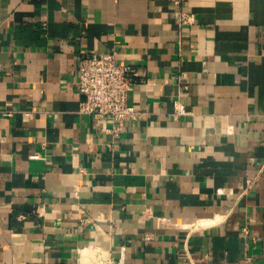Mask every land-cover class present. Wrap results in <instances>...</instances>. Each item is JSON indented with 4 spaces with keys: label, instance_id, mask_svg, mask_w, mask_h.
Instances as JSON below:
<instances>
[{
    "label": "crops",
    "instance_id": "0c3cea01",
    "mask_svg": "<svg viewBox=\"0 0 264 264\" xmlns=\"http://www.w3.org/2000/svg\"><path fill=\"white\" fill-rule=\"evenodd\" d=\"M184 9L0 0V264H264V0ZM109 50L138 73L117 132L78 111Z\"/></svg>",
    "mask_w": 264,
    "mask_h": 264
},
{
    "label": "built area",
    "instance_id": "2783aa9c",
    "mask_svg": "<svg viewBox=\"0 0 264 264\" xmlns=\"http://www.w3.org/2000/svg\"><path fill=\"white\" fill-rule=\"evenodd\" d=\"M172 2L180 7L179 25L191 24L193 15L184 9L188 0H172ZM137 76L138 73L132 65L116 62L114 50L90 51L83 54L79 58L76 81V89L83 97L79 104V113L111 120L115 124L112 129L114 132L121 130L126 122L137 120L140 113L128 103L127 99L134 78ZM174 110L177 115L187 114L185 105L179 100L174 102ZM252 184L251 179L246 180L243 192H247ZM241 232L247 240L245 245L248 249L249 243L254 242L256 238L247 224L241 227ZM241 264H251V257L246 254Z\"/></svg>",
    "mask_w": 264,
    "mask_h": 264
},
{
    "label": "bare ground",
    "instance_id": "6f19581e",
    "mask_svg": "<svg viewBox=\"0 0 264 264\" xmlns=\"http://www.w3.org/2000/svg\"><path fill=\"white\" fill-rule=\"evenodd\" d=\"M86 251H87V249H86Z\"/></svg>",
    "mask_w": 264,
    "mask_h": 264
}]
</instances>
